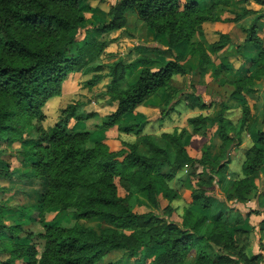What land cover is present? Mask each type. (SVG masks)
<instances>
[{
    "label": "trees",
    "instance_id": "16d2710c",
    "mask_svg": "<svg viewBox=\"0 0 264 264\" xmlns=\"http://www.w3.org/2000/svg\"><path fill=\"white\" fill-rule=\"evenodd\" d=\"M79 1L82 0H0V132L9 127L6 120L18 112H23L30 120L41 119L43 103L50 97L68 92V76L79 73L90 76L81 80V84L75 81L76 90L90 88L104 76L111 77L106 92L110 101L115 103L114 109L100 116L99 123H94L92 129L116 127L122 133L138 134L141 124L123 117L151 93L164 87L173 76L190 72L181 63L178 53L162 64L157 59L139 55L135 62L143 68L132 82L123 83V65L120 62L109 65L108 74L101 72L107 65L99 58L104 42L93 37L78 47L75 54L67 55V48L74 42L71 32L83 23L77 11ZM180 6V0H120L109 8L112 19L106 24L96 25L95 29L107 33L120 28L130 14L154 33H164L168 50L172 51L185 35L180 31L178 16L199 12L197 2L187 0L181 10ZM261 17L257 14L249 27L243 29L244 41L255 47L261 45L256 25ZM196 18L205 21L211 20L212 16L198 13ZM230 43L229 34L221 33L214 50L218 51ZM135 49L141 52L144 48L136 46ZM201 54L203 66L208 63L209 57L205 52ZM257 62L261 67L251 78L235 82L234 94L254 92L257 79L264 76L263 50L258 53ZM154 64L158 67H153ZM192 106L204 109L209 104L197 96ZM224 111L225 106L221 104L214 118L197 115L188 119L195 133L205 132L208 126L218 122L221 151L214 160H198L204 166L219 164L224 147L231 141ZM94 115L84 112L82 102L72 101L62 108L56 123L43 131L40 144L25 154L35 159L37 175L48 176L42 210H68L75 219L98 218L109 227L97 232L79 223L70 227L43 225L42 231L36 234L43 241L39 253L35 243L29 242L32 234H26V242L23 243L1 242L4 245L2 250L10 255L6 263L14 264L16 260L27 258L25 264H118L104 259L109 253L121 251L127 257L138 254L135 264H173L193 251L192 264H240L239 259L227 253L220 252L212 259L205 252L211 244L222 249L228 244L233 246L234 241L226 231L211 229L206 232L200 229V223L209 219L201 212L189 210L185 217V222L189 224L183 228L171 223L151 225L156 218L153 213L138 214L129 204L128 198L138 191H146L149 200L154 201L156 180L162 177L156 173L162 166L167 164L178 170L193 161L183 148L180 135H165L179 146L174 156L143 136L138 142L128 144L127 150L111 151L101 142H91L90 130L68 129L69 120L87 121ZM10 127L13 128V125ZM256 134V144L247 151L242 164L244 177L234 184L240 194L230 191L228 200L233 195L237 196L233 199L244 202L255 195L248 176L258 170L264 153V133L256 130ZM223 165L214 170L220 181L224 177ZM0 176H9V171L1 170ZM18 177L23 178L24 175ZM116 177L128 185L123 197L117 194ZM212 184V174L206 171L199 174L198 190L192 196L200 209L211 207L214 202L212 196L205 194ZM212 221L222 222L221 214L212 217ZM1 228L12 235L22 231L20 225L0 223ZM156 245H159L161 253L146 263L151 247ZM262 259L261 254L253 255L244 264H259Z\"/></svg>",
    "mask_w": 264,
    "mask_h": 264
},
{
    "label": "rangeland",
    "instance_id": "374dc122",
    "mask_svg": "<svg viewBox=\"0 0 264 264\" xmlns=\"http://www.w3.org/2000/svg\"><path fill=\"white\" fill-rule=\"evenodd\" d=\"M118 1L120 0L78 2L77 11L82 16L83 23L71 32L74 42L67 48V55L75 54L78 47L93 37L104 42L99 58L107 65L101 72L108 74L109 65L118 61L123 65V83L132 82L143 68L135 62L139 55L157 59L162 64L178 53L181 63L189 68L190 72L173 76L164 87L151 93L123 117L125 120H134L141 124L138 134L122 133L116 127L92 129L94 123H99L101 115L114 109L115 103L110 101L106 92V85L111 81L110 76L102 77L90 88L81 87L76 90L75 81L81 84V80L90 75L70 74L66 83L68 92L65 93L69 95L48 98L41 107V119L30 120L23 112H18L6 120L9 127L0 132V171L8 170L9 176H0V223L7 226L20 225L22 231L12 235L1 228L0 264H7L6 260L10 256L2 250L4 245L1 242L23 243L26 242V234H32L29 242L35 243L39 253L43 241L36 234L42 231L43 225L70 227L79 223L97 232L109 227L98 218L75 219L68 210H42L48 176L37 175L35 159L25 154L36 144H40L44 136L43 131H47L56 123L62 108L72 101L82 102L84 112L95 115L87 121H80L78 127L72 126L69 121L68 129L90 130L89 140L101 142L111 151L127 150L128 144L138 142L143 136L167 149L170 155L174 156L179 146L165 135H180L182 146L193 161L178 170H173V167L167 164L162 166L160 172L156 173L162 177L156 180L157 188L153 202L149 200L146 191L135 192L132 198H128L134 212L153 213L156 218L151 225L171 223L183 228L189 224L185 222L189 210L199 211L209 218L200 223V229L206 232L211 229L226 231L234 241L233 246L228 244L221 247L222 249L212 244L206 247L205 252L210 258L214 259L222 252L244 264L251 256L261 254L263 259L259 264H264V153L258 170L248 176V182L256 191L255 195L244 202L233 199L237 197L233 195H230L231 199L228 200L227 196L230 191L240 194L234 184L244 177L242 164L246 153L256 144V130L264 133V76L257 79L253 86L254 92L233 93L236 81H247L261 67L257 62V55L261 50L264 51V0H189L198 3L199 12L178 16L180 31L185 35L172 51L168 50L167 36L164 33H154L130 14L120 28L107 33L97 32L96 25L106 24L112 19L108 11L110 6ZM186 1L180 0V10ZM198 13L209 14L212 19L198 21ZM257 14L262 15L256 24L257 35L261 39L259 47L245 42L243 32ZM221 33H228L231 43L215 51L214 44ZM136 46L144 49L139 52L135 49ZM203 52L208 54L209 59L208 63L202 66ZM126 64L130 65L124 67ZM152 66L158 67V64ZM262 68L264 72V65ZM197 96L209 106L204 109L192 106ZM221 104L225 106L224 117L231 141L224 147L222 158L218 160L219 164L204 166L198 160H214L221 151L218 122L208 126L205 132L195 133L188 119L197 115L214 118ZM11 124L13 128L10 127ZM221 164H225L222 169V181L214 172ZM203 171L213 175V184L205 194L212 196L214 202L206 209H200L192 196L198 190L199 174ZM167 174L172 176L165 177ZM19 175L24 177L19 178ZM114 180L117 194L123 197L125 189H128L127 183L120 182L118 177ZM217 214H221L220 223L212 221V217ZM160 253L159 245L152 246L146 263L154 260ZM138 256L136 254L134 257H127L121 251H116L107 254L104 261L135 264ZM194 256L192 251L173 264H192ZM27 260H16L14 264H25Z\"/></svg>",
    "mask_w": 264,
    "mask_h": 264
},
{
    "label": "crops",
    "instance_id": "0c3cea01",
    "mask_svg": "<svg viewBox=\"0 0 264 264\" xmlns=\"http://www.w3.org/2000/svg\"><path fill=\"white\" fill-rule=\"evenodd\" d=\"M66 95H69V94H61V95H59V96H57V97H61V96H66ZM104 115V114H103ZM102 116V115H101ZM69 121H71V125L72 126H74V125H77V127L78 126H80V121H75V120H73V119H71V120H69ZM77 123V124H76Z\"/></svg>",
    "mask_w": 264,
    "mask_h": 264
}]
</instances>
